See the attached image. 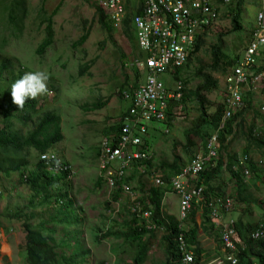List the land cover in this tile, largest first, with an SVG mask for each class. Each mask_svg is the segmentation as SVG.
I'll return each mask as SVG.
<instances>
[{
	"label": "rangeland",
	"instance_id": "374dc122",
	"mask_svg": "<svg viewBox=\"0 0 264 264\" xmlns=\"http://www.w3.org/2000/svg\"><path fill=\"white\" fill-rule=\"evenodd\" d=\"M136 1L138 0H131L130 6ZM26 2V12L23 10L15 12L11 18L10 7L14 0H0V56L9 57L13 63V70L4 74L6 81L0 80V106L8 102L10 83L21 71L47 73L48 93L39 96L41 109L34 116V120L26 124L18 118L19 112H14L12 128L21 135H26L36 127V123L46 112L54 111L62 117L65 138L55 144L52 150L74 170L70 192L74 202L72 208L81 214L84 225L80 228L69 227L66 222L58 227L55 237L57 242L62 241L59 251L67 258L72 256L76 245L71 232L74 233L77 229L78 232L82 230L78 245L89 251L84 264L132 261L136 248L127 246L124 239L118 240L112 235L98 239L95 234L104 235L108 229L110 233L123 230L116 222L121 223L130 216L128 211L130 200L125 195L122 196V213L114 214V211L121 208L119 204L106 205L111 197L109 196L111 188L105 183L98 185L99 148L105 135L104 130L116 123L122 111L128 106V102L117 95V90L125 84L126 76L134 80V70L125 68L124 61L133 63L138 48L135 42L123 33V26L118 28L114 26L112 32L101 27L95 15L99 0H26ZM239 2L240 0H231V3L222 7L223 13L219 21L213 29L204 32L206 34L204 43L181 75L187 82V91L193 90L201 82L195 77V72L200 67L204 69V73H210L217 78L218 88L206 95L214 106L223 102L224 91L228 87L226 80L234 67L229 66L227 58H221L218 70L214 71L213 50L224 45L226 53L241 60L254 39L256 16L264 10V0H245L242 18L244 29L234 32L232 20L236 13L231 10H236ZM59 4L60 10L54 17L55 43L47 52L40 55L38 48L47 36L48 23L45 19ZM86 30L89 32L87 41L78 45V39ZM82 68L87 69L84 74H81ZM161 80L170 88L176 86L172 75H162ZM107 99L108 104L103 108L91 110L88 107L94 102ZM263 101L264 90L258 89L254 95V110L249 112L243 126L237 127V133L228 138L229 151L237 152L239 160L246 156L245 149L248 146L252 149L250 153L254 160L264 159V146L251 141L247 135L252 120L256 122L261 119L255 111H259ZM198 110L197 103L192 97H188L176 105L172 118L150 124L147 137L151 142L153 160L151 172L161 176L167 171L165 165L172 164L178 157L185 162L188 157L187 145H190L192 155L198 151L202 152L200 150L203 140L194 134L187 135V131L198 116ZM212 111L214 107L208 109V112ZM3 120L4 114L0 108V127L3 126ZM19 158L26 162L23 169L26 178V175L32 174L36 169L40 161V152L35 148L25 150L20 155H13L12 152L5 155L1 152L0 167L5 168L10 165V160L17 161ZM220 177L223 196L234 200L236 205L247 204L243 201L249 202L251 207L255 205L253 209L257 208L254 210L256 213L264 211V204L263 207L260 206L262 186L255 188L252 196L249 195L252 189L248 188L247 198L239 203V188L231 174L226 171L225 165L221 168ZM256 177L252 175L248 180L251 185L256 181ZM24 180L17 173L5 175L0 172V264H26L23 250L24 233L21 227L23 220L35 225L44 222L47 228H54V221L62 217L56 216L62 210L61 205H48L44 194L34 199L32 190ZM153 180L147 176L143 178L148 187L154 184ZM132 185L136 187V183ZM60 191H65L63 185L51 188L53 194ZM173 192L169 189L166 193L163 208L166 216L178 220L180 198ZM254 200H257V203ZM112 209L114 211L110 214ZM258 213L257 215L262 218L264 212L261 215ZM15 214H20L21 218H14ZM163 234L164 231L160 229L153 236L152 247L145 264H161L165 260ZM68 242L71 243L70 247ZM201 242L208 246L210 241L203 238ZM114 247L115 249L121 247L118 254Z\"/></svg>",
	"mask_w": 264,
	"mask_h": 264
},
{
	"label": "trees",
	"instance_id": "16d2710c",
	"mask_svg": "<svg viewBox=\"0 0 264 264\" xmlns=\"http://www.w3.org/2000/svg\"><path fill=\"white\" fill-rule=\"evenodd\" d=\"M125 1L127 13L123 23L122 31L135 42L134 44L138 48L137 53H139L140 51L138 47L137 35L132 23V19L133 17L142 13L143 0L136 1L133 6H130L131 0ZM227 1L228 0H217L216 4L220 9L222 6L231 3V0L230 2ZM26 3V0H14V4H12V7H10L11 18L14 16L13 14L15 12L21 10L26 12ZM60 6L61 4H59L52 14L45 19V22L48 23L47 36L38 48L40 55L47 52V49H49L55 43L56 30L54 17L58 14ZM244 6L245 0H240L238 8L236 10H231L236 13L232 20L234 32H239L244 29L242 24ZM43 12L47 13L46 10H43ZM95 15L97 16L98 22L103 29L107 30L108 32H112L114 30V25L111 24L110 18L107 16L104 10L98 7V5L96 6ZM88 37L89 32L86 30L85 33L78 39L77 44H84ZM205 37V33L199 36L184 66L177 68L172 74L175 83L181 82L183 84L181 91L182 97L179 102L186 100L188 97H192L199 108L198 116L196 117L191 128H189L187 131V135L189 136L190 134H194L203 140L201 147L202 150L200 151L204 153L207 139L210 138L215 132L219 133L218 159L214 161L213 166L208 165L199 174L195 185L204 186L206 194L223 196V194L216 192L217 188H215L213 184L216 182L220 186V172L222 166L225 165L226 171L231 174L239 188L238 194L242 195L248 190L250 185L245 182L244 170L240 167L236 168V165L239 164L238 153H232L229 151V143L227 141L229 137H232L235 135V133H237V127L243 126V122L246 120L249 112L254 110V95L256 91L251 90L245 92L244 97L246 99V105L242 109L234 111L232 117L226 120L224 127L220 128L222 117L224 115V102L214 106L213 102L208 100L206 96L208 93H211L213 90L218 88L219 80L214 78V76L210 73H204V69L200 67L196 70L195 77L199 78L201 82L193 90L187 91V82L186 80H183L181 76L186 68L189 67L191 59L195 56L201 45L204 43ZM221 58H227L230 67H236L240 61L239 57H233L229 53H226L224 51V45H222L220 48H215L213 50L214 71L218 70ZM256 59L255 66H253L251 69V74L253 75L264 72V47L259 48V50L256 52ZM126 63L124 61L125 68H127ZM12 66L13 63L9 57L0 56V80L2 82L6 81L4 74L11 71ZM88 67L89 66L87 64L86 68ZM86 68H82L81 74L85 73V70H87ZM134 73V80L132 81L126 76L127 80L125 81V84L119 87L117 90V95L119 97H123V99L128 102V106L122 111L123 113L121 116H119L118 121L104 130V136L111 134L117 136L119 133H121L124 117L133 107V102L126 98L125 93L133 94L139 88L143 78V73L140 70ZM23 74L24 73L21 71L19 75L13 78V81H11L10 87L8 89L10 91L8 102L0 106L2 109V114H4L3 126L0 127V153L3 152L5 155H8V153L12 152L13 155H20V153H23L25 150L35 148L40 152V161L37 163L36 169L32 172V174H29L28 176L26 175V178L24 176L23 170L26 162L21 158H19L17 161L14 159L10 160L11 163L9 166H6L5 168L0 167V172H3L5 175H9L11 172L17 173L21 179H25L24 181L27 182L30 190L33 192L34 199L44 194L46 196L48 205L57 204V206L61 205L62 208V210L56 215H61L62 217H58L57 220L54 221V228H47L44 222L40 223V225H35L28 220H23L21 222V227L24 233V260L26 264H84L89 251H86L84 246L78 245L82 235V230L81 232H78L76 229L74 233L71 232V237L75 242L76 249L72 253V256L68 258L65 256V254L62 255L60 253L59 250L62 246V241L57 242L55 237L56 233L58 232V227L66 222L69 224V227L80 228L84 225V219L81 217V214L72 208L74 205L72 196L70 194L72 179H68V174L63 176L58 175L56 177L53 176L41 160L42 153L53 151V146L65 138L62 128L61 115L54 111L46 112L42 116V119L36 123V127L33 130H30L26 135H21L19 131L12 128V118L14 117V112H19L20 115H18V118H20L23 123L26 124L29 121H33L34 116L41 109L39 96L35 100H27L23 109H20L12 102L11 86L16 80L20 79ZM226 94L227 91H224V95ZM108 99L105 101L94 102L88 107L91 110L103 108L108 104ZM179 102L173 99L170 100L168 107L166 108V118L170 119L174 116V108ZM212 107H214V111L208 112V109ZM255 112H258L261 119L260 121L256 122L254 119L252 120L247 135L251 141H256L259 146H264V141L260 137L254 135V128L261 124L264 115L260 111ZM240 119H242L241 122ZM147 134L143 136L144 144L141 147H148L151 149V142L148 139ZM251 151L252 149L250 146L245 149L246 155L250 156L251 158L250 167L252 168L253 175L260 177L264 187V171L263 169L256 166L253 157H251ZM186 152L188 153V157L185 162H183L180 157L176 158L172 164L165 165L167 171L161 176L151 172L152 159L148 162H142L133 165V170L127 177L126 183L132 186L133 191L140 194L143 211L150 212L151 218L148 220L143 216L141 218L139 215L132 213L131 208L128 207L130 215L129 218H125L121 221V223L116 222V224L121 226L123 230H117L113 233H110V230L108 229L104 235H100L98 233L95 234L96 238L98 239H100L102 236L106 237L107 235H112L118 240L124 239L127 246H130L133 249L136 248L132 261L119 260L116 264H145L150 254L153 236H155V233L160 229L164 231L162 240L165 245L166 254V258L161 264H181L182 253L178 247L177 237L180 233L184 232L182 229H180V225L188 223L189 228L186 229V227H184L185 235L187 237L186 240L190 245V249L196 253V257H201L203 250L200 247L198 240V230L200 227L196 225L195 216L198 211H201L200 218L201 224L203 226L202 230L205 227L204 224H207V226H210V230L214 231L216 226L211 220L210 215H208V210L193 205L194 207L192 212L190 213L187 220L183 222H180L176 218L166 216L163 210L164 197L166 193L169 192V189L170 191L173 190L170 183L171 178L179 174L188 163H191V160L199 151L192 155L190 145H187ZM146 176L152 179L158 177L164 182L165 185L156 186L153 184L152 186L148 187L143 181V178ZM102 183L106 184V180L100 175L98 185H101ZM133 183H136V187L132 185ZM60 185L64 186L65 191H60L57 194H53L51 192V188L55 186L59 187ZM219 190H222V186L219 188ZM109 196L111 197L109 202H106L107 206L119 203L122 207L123 195L121 191H116ZM254 202L257 203V200H254ZM263 204V201H261L260 206L263 207ZM113 211V209L110 210L111 213H113ZM13 217L21 218L20 214H15ZM260 220L261 221L255 225H244L241 221L235 222L232 220L234 222V230L237 233V238L235 239L237 251L234 252L235 258L238 260L237 264H264V241L255 239L253 236L259 225L264 223V215ZM149 223H154L156 228L149 229ZM53 232L54 234H52ZM218 237L217 239L220 241V243H222L220 234ZM68 245L70 247L71 243L68 242ZM121 247L116 249L114 247V250L117 254L119 253V249H121ZM102 264L107 263L103 262Z\"/></svg>",
	"mask_w": 264,
	"mask_h": 264
},
{
	"label": "built area",
	"instance_id": "2783aa9c",
	"mask_svg": "<svg viewBox=\"0 0 264 264\" xmlns=\"http://www.w3.org/2000/svg\"><path fill=\"white\" fill-rule=\"evenodd\" d=\"M227 2H230L228 0ZM216 0H143V11L133 17L132 23L138 40L139 53L134 62L126 66L140 70L143 78L139 88L133 93H125L127 99L133 102L123 120L119 135H106L102 138L99 152V172L111 188L110 195L121 191L130 200L132 213L145 219L151 218V213L143 211L141 196L126 183L134 164L148 162L152 152L144 144L143 136L148 132L151 123L162 122L166 118V108L171 99L180 101L183 84L177 82L174 88L166 86L161 80L162 75H172L177 68L184 66L196 40L207 30L215 27L221 17ZM98 7L104 10L115 27H122L126 18L125 0H99ZM264 47V10L256 18V31L253 41L246 49L244 56L227 77V94L224 95V115L220 128L234 111L246 105V91L264 90V72L251 74L256 63V52ZM173 76V75H172ZM259 111L264 115V101ZM254 135L264 141V118L261 124L254 128ZM219 156V133L215 132L205 143V152H198L179 174L171 178V187L180 198L179 221H186L194 206L208 210L211 220L222 239L225 256L211 262H203L190 249L184 232L177 237L178 247L182 253L181 264H237L234 252L237 251L234 222L225 220L223 215L230 212L235 201L229 197L215 196L205 193L204 186L194 185L199 174L208 166L214 165ZM42 162L53 176L68 174V179L74 177V170L55 151L42 153ZM250 156L239 160L236 168L244 170L245 182L251 179L253 173L250 167ZM59 162V163H57ZM258 168L264 171V159L254 160ZM156 186L165 185L160 178H154ZM192 182L194 184L192 185ZM205 193V194H204ZM264 203V195L262 196ZM119 204V203H115ZM194 205V206H193ZM121 207V204H119ZM121 213V208L114 214ZM149 229H155L154 223H149ZM255 239L264 241V223L260 224L253 234ZM198 259V260H197Z\"/></svg>",
	"mask_w": 264,
	"mask_h": 264
},
{
	"label": "crops",
	"instance_id": "0c3cea01",
	"mask_svg": "<svg viewBox=\"0 0 264 264\" xmlns=\"http://www.w3.org/2000/svg\"><path fill=\"white\" fill-rule=\"evenodd\" d=\"M216 2H217V0H216ZM222 7L220 8L221 15L223 13L222 12L223 11ZM255 24H256V20H255ZM255 179H256V181L252 185L248 181V183L250 185L249 188L251 187L250 190L252 189V192L249 194L250 196H252L253 190L255 188L258 189L260 186L263 187V184L261 182L260 177H256ZM193 184H194V182H192V185ZM213 185H214L215 188H217L216 192H219V193L222 192V191L219 190V188H220L219 184H217L216 182H214ZM172 192H173V190H172ZM248 192H246L245 195H240L239 196V198H240L239 203H241L244 199L247 198ZM263 195H264V187H263L262 196ZM243 203H247V204L236 205V203H235L234 208L230 212L225 213V215H224L223 218L225 220H233L235 222L241 221L244 225H246V224H254V225L257 224L258 223V220H260V218H261V217H259L257 215L258 212L257 213L254 212V210L257 209V208L253 209V207L255 205H253L251 207L250 206V203L247 202V201H243ZM163 207H164V205H163ZM122 209L123 208L121 207V213H122ZM163 210H164V208H163ZM263 212L264 211H261L258 214L261 215ZM110 214H111V212H110ZM200 217H201V211H198L197 214H196V216H195V222H196V225L198 227H200L199 230H198V240H199V245H200V247L203 250V252L201 253V258H202L203 262H211V261L217 259L218 257L225 256L226 253H225V249L223 248V243H220V241L218 240L219 239V237H218L219 236L218 230L215 228L214 231H211L210 230V226H207V224H204L205 227L203 228V230H204L203 231L202 230V227L203 226L201 224V218ZM183 227H186V229L189 228L188 227V224H183ZM216 236L218 237V239H217ZM203 238H206L208 241H210V242H208V246H204L203 243L201 242V239H203Z\"/></svg>",
	"mask_w": 264,
	"mask_h": 264
},
{
	"label": "clouds",
	"instance_id": "9594fccd",
	"mask_svg": "<svg viewBox=\"0 0 264 264\" xmlns=\"http://www.w3.org/2000/svg\"><path fill=\"white\" fill-rule=\"evenodd\" d=\"M48 79L49 77L44 71L25 72L11 86L12 102L23 109L27 100H35L38 96L47 94Z\"/></svg>",
	"mask_w": 264,
	"mask_h": 264
},
{
	"label": "bare ground",
	"instance_id": "6f19581e",
	"mask_svg": "<svg viewBox=\"0 0 264 264\" xmlns=\"http://www.w3.org/2000/svg\"><path fill=\"white\" fill-rule=\"evenodd\" d=\"M4 249H5V247H4ZM6 250H7V249H6ZM6 250H5V251H6Z\"/></svg>",
	"mask_w": 264,
	"mask_h": 264
}]
</instances>
